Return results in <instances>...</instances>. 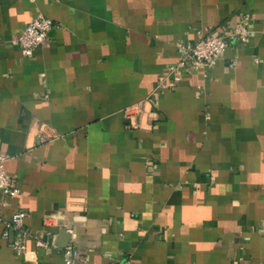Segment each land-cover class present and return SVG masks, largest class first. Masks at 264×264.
I'll use <instances>...</instances> for the list:
<instances>
[{
	"label": "crops",
	"instance_id": "0c3cea01",
	"mask_svg": "<svg viewBox=\"0 0 264 264\" xmlns=\"http://www.w3.org/2000/svg\"><path fill=\"white\" fill-rule=\"evenodd\" d=\"M242 14L246 42L168 72ZM0 153L30 234L16 254L0 223V264H264V0H0Z\"/></svg>",
	"mask_w": 264,
	"mask_h": 264
},
{
	"label": "built area",
	"instance_id": "2783aa9c",
	"mask_svg": "<svg viewBox=\"0 0 264 264\" xmlns=\"http://www.w3.org/2000/svg\"><path fill=\"white\" fill-rule=\"evenodd\" d=\"M250 16L242 14L239 21L232 27L225 28L220 34L214 33V28L210 30H197V38L194 42H176L177 60L169 66L170 73L179 71L183 68H197L212 66L220 58L226 48L233 42L244 43L249 37L248 21ZM55 23L39 14L27 23L17 36V44L21 55L30 58L36 48L50 39L51 31ZM233 62H230V66ZM166 78V77H165ZM165 78L161 80V87L169 88ZM134 107V108H133ZM125 109V115L131 116L133 110L139 111L144 106L141 103ZM8 156L0 153V206L4 205L6 198L13 197L19 193V189L10 185L11 177L5 171L4 163ZM24 212L15 211L10 217H4L0 211V223L3 225L1 239L6 241L8 246L16 254L26 251V238L29 231L24 229ZM15 238L11 239V234ZM37 246H45V243L36 239ZM63 264H77V251L70 245L62 250Z\"/></svg>",
	"mask_w": 264,
	"mask_h": 264
}]
</instances>
